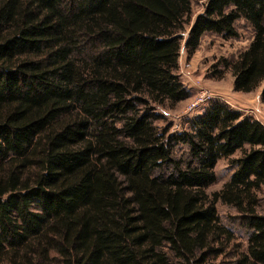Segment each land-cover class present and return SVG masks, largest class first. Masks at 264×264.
<instances>
[{
  "label": "trees",
  "instance_id": "obj_1",
  "mask_svg": "<svg viewBox=\"0 0 264 264\" xmlns=\"http://www.w3.org/2000/svg\"><path fill=\"white\" fill-rule=\"evenodd\" d=\"M240 19L218 67L264 104V0H0V264H264V125L220 102L158 125L191 97L181 51Z\"/></svg>",
  "mask_w": 264,
  "mask_h": 264
},
{
  "label": "rangeland",
  "instance_id": "obj_2",
  "mask_svg": "<svg viewBox=\"0 0 264 264\" xmlns=\"http://www.w3.org/2000/svg\"><path fill=\"white\" fill-rule=\"evenodd\" d=\"M202 5L203 2L193 5V18L201 12ZM236 29L239 34L236 40H224L221 36L204 34L201 45L193 57L188 59L184 51L181 52L179 74L184 85L189 88L191 97L179 104L176 109L164 112L165 120L158 124L160 127L169 126L170 132L181 131L187 127V120L202 115L205 109L214 102L226 104L231 109L245 116H251L264 125V104L260 99L261 87L251 93L234 92L232 74L218 67L220 59L236 58L241 51L247 48L252 39V30L245 20H238ZM219 75L222 77L219 78ZM201 91L211 94L212 100L198 108L188 110V105ZM234 171L235 166H231L228 160L221 159L215 167L216 182L208 188V192L219 191ZM258 197L261 202V213H264V186L258 192ZM217 212L221 223L235 234L242 245L246 244L247 233L239 223L237 213L221 204L217 205Z\"/></svg>",
  "mask_w": 264,
  "mask_h": 264
},
{
  "label": "built area",
  "instance_id": "obj_3",
  "mask_svg": "<svg viewBox=\"0 0 264 264\" xmlns=\"http://www.w3.org/2000/svg\"><path fill=\"white\" fill-rule=\"evenodd\" d=\"M212 95L205 92L201 91L199 92L196 97L192 100V102L188 105V110H193L195 108H198L204 104H207L210 102L212 99Z\"/></svg>",
  "mask_w": 264,
  "mask_h": 264
},
{
  "label": "crops",
  "instance_id": "obj_4",
  "mask_svg": "<svg viewBox=\"0 0 264 264\" xmlns=\"http://www.w3.org/2000/svg\"><path fill=\"white\" fill-rule=\"evenodd\" d=\"M182 52V51H181ZM180 57H181V55H180ZM260 92H261V90H260Z\"/></svg>",
  "mask_w": 264,
  "mask_h": 264
}]
</instances>
